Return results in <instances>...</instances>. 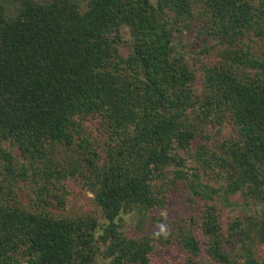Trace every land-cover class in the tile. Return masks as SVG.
<instances>
[{"label":"trees","instance_id":"16d2710c","mask_svg":"<svg viewBox=\"0 0 264 264\" xmlns=\"http://www.w3.org/2000/svg\"><path fill=\"white\" fill-rule=\"evenodd\" d=\"M196 30L213 62L179 49ZM217 171L264 199V0H0V264H94L100 243L110 264H151L152 238L118 220L165 207L178 180L205 201L176 221L187 264H211L195 225L214 264H264V214L225 229ZM71 183L97 213L65 211Z\"/></svg>","mask_w":264,"mask_h":264},{"label":"rangeland","instance_id":"374dc122","mask_svg":"<svg viewBox=\"0 0 264 264\" xmlns=\"http://www.w3.org/2000/svg\"><path fill=\"white\" fill-rule=\"evenodd\" d=\"M80 1L85 4L88 0ZM176 36L179 49L186 55L192 66L195 65L194 59L197 57L210 62L216 60L215 51H211L209 54L202 52L205 47L215 43L214 40L207 37L204 33L196 30L177 34ZM130 37L129 30L126 29V40H130ZM122 51L128 52L125 45L122 46ZM188 164L189 166L192 165L191 159H188ZM172 176L173 174H170V177ZM204 179L209 182V188L206 191L213 195L214 203L217 206L218 214L225 229L228 228L230 222L236 219L245 222V219L249 216L262 217L264 214V199L246 198L241 193H226L224 189L225 180L223 175H218V171L210 173ZM158 183L161 184L160 181ZM170 183L165 193L167 198L165 207L157 206L147 212H139L138 209H135L133 212L122 214L118 220L120 223L119 229L127 236L134 238L150 236L152 238L155 250L151 253V264H187L188 253L176 239V221L187 218L189 223L190 218H196V216L199 218L205 205L202 196L190 191L186 180ZM68 187L70 194L66 198L67 208L65 211L67 213H70V215L97 213L96 211L99 209L87 188L81 183H71ZM193 231L202 243V254L200 257L209 259L211 264H214L206 250V245L204 244L205 236L200 227L195 225ZM224 232L226 231L224 230ZM168 239H170V242H168ZM227 239L224 242V247L230 256L236 257L242 254L243 246H246V239L240 234ZM100 247L101 251L97 254L94 264H110L112 258L106 253L107 245L100 243ZM260 256H264V250L261 251Z\"/></svg>","mask_w":264,"mask_h":264}]
</instances>
